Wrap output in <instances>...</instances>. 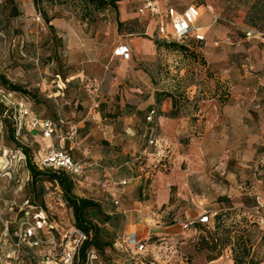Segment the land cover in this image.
Masks as SVG:
<instances>
[{"label": "rangeland", "instance_id": "374dc122", "mask_svg": "<svg viewBox=\"0 0 264 264\" xmlns=\"http://www.w3.org/2000/svg\"><path fill=\"white\" fill-rule=\"evenodd\" d=\"M36 1L38 8L33 0H0V74L35 94L36 101L6 93L1 86L0 91L39 120L50 119L57 125L51 137L29 127L15 134L31 149L34 162L50 149H63L77 161L97 165L85 173L82 182L91 189L89 197H101L103 191L97 183L106 179L108 167L100 159L116 156L111 147L126 151L123 156L129 159V165L120 169L121 179L132 178L135 171L136 185L147 188L157 172L170 171L167 142L160 139L154 117L146 119L149 110L158 106V94L176 99L175 118L187 122L181 140L186 145L206 130L204 122L210 111L219 115L226 106H239L237 100H250L251 81L259 80V89L264 88V41L248 40L244 35L249 29L264 32V21L250 25V10L256 0H168L178 9L203 4L208 13L195 23L205 36L201 43L190 38L177 43L154 32L144 34L151 16L137 12L142 0H122L117 12L110 8L93 11L82 0ZM210 15L216 22L204 29L212 23ZM157 24L160 28V20ZM154 42H174L183 50ZM127 44L129 59L115 56L116 47ZM159 100L172 102L171 98ZM149 139L161 141L162 150L149 146ZM159 151L161 163L157 162ZM192 154L191 165H180L181 175L203 165L195 148ZM208 155L210 152L204 157ZM23 159L6 140L0 123V264H45L46 257L58 262L64 235L75 228L72 210L58 188L49 183H44V208L27 204L29 175ZM213 164H204L210 182L205 200L200 195L180 202L176 188L171 187L174 212L164 221L160 234L144 242L147 264H234L237 239H249L250 254L264 264V157L250 162L233 160L236 176L231 177L227 168L214 171ZM130 185L135 184L132 181ZM124 190L118 188L115 194ZM119 200V211L131 206H123ZM186 212L185 221L192 224L184 230L181 224ZM204 213L209 223L200 224L198 219ZM115 226L105 225L114 235L111 239L122 234V218ZM26 228L32 230L31 236ZM100 255L104 262L115 264L117 254L109 248Z\"/></svg>", "mask_w": 264, "mask_h": 264}, {"label": "crops", "instance_id": "0c3cea01", "mask_svg": "<svg viewBox=\"0 0 264 264\" xmlns=\"http://www.w3.org/2000/svg\"><path fill=\"white\" fill-rule=\"evenodd\" d=\"M161 5L163 7H174L168 0H165V3H161ZM187 6L182 9L175 8L178 11H182ZM200 11L201 16L208 13L203 5L200 6ZM210 16L212 18V23L204 29H208L215 23L214 16ZM150 20L144 34H152V32H154L158 36V19L150 17ZM136 44L139 45L140 42L136 41ZM124 46H126L130 52V45L127 44ZM258 81H251L253 84L250 96H248L250 100H237L239 106H226L219 115L212 114L210 111L208 113L209 118L204 122L206 130H204L202 135L198 138H190V143L186 145H184L185 141L182 143L181 140L183 139L182 134L186 131L187 122H185L184 118H169L166 113L172 109L171 102H167V100L162 103L160 102L156 107L154 125L161 131L160 139L167 142V147L169 148L168 163L172 164L170 171L167 174L157 172L147 188L142 185H136L138 184V177L134 176L135 171H132V178L121 179L120 169L129 165V159L127 155L123 156L122 152L126 151H122L119 147H111V150L116 156L111 158L106 156L100 159L101 163L108 167L107 169L105 168V173L107 174L105 175V180L110 178L113 179L112 177H114L115 181H126L127 184L123 188L126 190L121 194L119 193V195L108 190L101 192L100 198H93L89 197L92 194L91 189L88 185L83 183L81 185H76L74 191L75 195L98 202L104 211L109 214L113 212V209L118 212L122 211V209L119 211L120 208H114L112 205L113 197L117 196L121 198V204L123 202V206L124 203L131 205L126 209L125 214L120 212L123 215L122 234L128 235L132 240L142 242H146L154 236H158L161 231V226L164 225V221L168 220L170 214L174 212L172 207L174 199L170 193L171 187L176 188L177 196L181 198L180 202L188 200L190 197H200V195H203V199L205 200L204 191L210 183H208V176L205 173L206 165L204 164L206 161L214 163L212 168L214 167V171L217 170L216 172H219L221 168H224L223 171H225L227 168V175L231 177L236 176V172L232 171L234 169L231 166L233 160L238 162H250L253 159H261L264 157V88L259 89L262 83ZM185 148L187 150H185ZM194 148L199 152L203 160V165L196 171H192L187 175H181L179 172L180 165L183 162L191 165L194 161L192 158V151H194ZM206 152H210L207 159L204 157ZM73 159L75 160L74 157ZM228 160H230L231 163H229L228 166L226 164L223 165ZM192 175L194 177L191 180L192 183H190L189 177ZM132 181L135 184L133 186L130 185ZM146 195L149 196L148 200H142ZM106 202H110L112 206ZM138 210H141V214ZM150 210L158 212L159 217L158 220L155 221L156 225L145 223L143 219ZM184 216L185 221L189 215H187L186 212ZM173 220L177 222L176 218ZM168 228L169 227H164L163 229ZM117 261L118 258L115 262Z\"/></svg>", "mask_w": 264, "mask_h": 264}, {"label": "built area", "instance_id": "2783aa9c", "mask_svg": "<svg viewBox=\"0 0 264 264\" xmlns=\"http://www.w3.org/2000/svg\"><path fill=\"white\" fill-rule=\"evenodd\" d=\"M51 3L56 4L58 0H49ZM137 12L140 15H149L160 20L161 26L158 28V34L162 39L166 41L181 42L185 39H191L194 42L201 43L205 40L204 33L197 27H195L196 21L201 16L200 7L195 4H189L182 11H178L172 6H162L161 0H142L141 6L138 8ZM214 22L216 18L214 17ZM165 23V26L163 25ZM246 39L264 41V32L247 30L245 32ZM115 56L123 58L125 60L129 59L130 53L129 49L124 45H119L115 49ZM0 103L11 115L15 126V134L18 136L24 127H29L32 131H41L44 137H51L56 131V125L50 120H39L37 117L31 115L29 111L21 106L15 105L10 96L3 91H0ZM154 111H151L146 118L148 121L152 119ZM148 145L154 147L155 149L162 150L163 143L158 141V139H149ZM145 153V150L143 151ZM159 156L158 163H161L163 156L160 155V151L157 152ZM36 165L41 168H50L54 170H63L69 173L75 180L76 185H81L84 181L85 173L91 170L95 166V163L84 161V160H74L71 155L63 149H50L47 151ZM126 181H115L113 179H107L98 181L97 185L100 190L105 192L108 190L117 193L118 188H124L126 186ZM113 203L119 206V197H113ZM141 214V210H138ZM122 213L125 214L126 210L122 209ZM158 212L154 210L148 211V214L143 217L145 223L155 224L158 220ZM42 222L44 219L39 218ZM37 222L40 224L41 221ZM198 222L200 224L209 223V216L204 213L199 217ZM192 223L185 221L182 223L181 228L187 230ZM156 225V224H155ZM39 229L40 226L37 225ZM26 233L31 236L33 234L30 228H26ZM86 235L74 228L68 235H64L65 245L62 253L59 255V261L54 262L53 257H46L45 264H105L99 252L94 248H88L83 256L80 255L81 246L86 240ZM113 249L119 255L118 261L115 264H147L146 261V245L142 241L132 240L126 234H122L114 243Z\"/></svg>", "mask_w": 264, "mask_h": 264}, {"label": "trees", "instance_id": "16d2710c", "mask_svg": "<svg viewBox=\"0 0 264 264\" xmlns=\"http://www.w3.org/2000/svg\"><path fill=\"white\" fill-rule=\"evenodd\" d=\"M120 1L122 0H82V2H84L87 6H90L93 11H102L110 8L115 10L116 12L118 11V3ZM33 2L35 7L38 8L37 1L33 0ZM243 4H245V2H243ZM197 6L200 7V5ZM250 11L251 17H249V20L251 26H253L254 21H264V1L256 0L252 5ZM45 22L49 23V19L46 18ZM118 26H121V23H118ZM50 30H54V28L50 26ZM154 43L156 46H162L171 50H183L182 46L174 42ZM0 86L6 89V93H19L24 97L32 100L33 102L36 101L35 94L30 91H27L20 85L11 83L5 78V76L1 74ZM157 96H161L160 98H171L172 110L167 114V116L169 118H175L177 105L176 99L167 93H161ZM157 100L159 104V98ZM151 111H154L153 117H155L156 110L151 109L149 110L146 118L148 117ZM98 113L100 116H103L101 110H99ZM50 121L55 124L54 121ZM0 123L2 124V128L4 129L6 140L9 143L13 144L15 148L20 151L24 158V166L29 175V179L26 183V190H28L29 193L26 198L27 204L34 207L39 205L41 208H44V183H49L56 186L59 190L63 202L69 209L72 210L74 218V227L82 231L87 237L81 246L80 255L83 256L85 251L91 247L96 249L99 254L104 252L106 248H109L110 251L115 252V250L113 249V245L122 234L118 235L116 238L111 239V236L114 235L109 234V231L105 228V225L115 226V222L122 218V216L120 215L121 213H118L114 209L112 210L113 212L109 214L108 212L104 211V209L98 202L92 199L81 198L76 196L74 193L76 182L69 173L60 169L54 170L50 168H39L36 165V162L33 161L31 149L27 145H24L23 143L18 141V138L15 135V126L11 115L6 112V109L4 108L2 103H0ZM112 205L114 208H118L114 205L113 202ZM105 236L108 237V239H105ZM233 247L234 264H261L260 259L250 254L251 245L249 239H237L236 243L233 244ZM115 253L117 254V252ZM118 257L119 255L117 254V258ZM104 263L109 264V262Z\"/></svg>", "mask_w": 264, "mask_h": 264}]
</instances>
